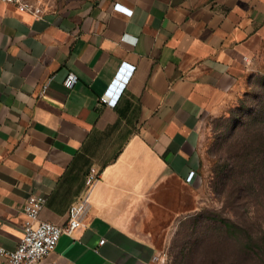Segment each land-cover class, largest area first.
Segmentation results:
<instances>
[{
  "label": "crops",
  "instance_id": "0c3cea01",
  "mask_svg": "<svg viewBox=\"0 0 264 264\" xmlns=\"http://www.w3.org/2000/svg\"><path fill=\"white\" fill-rule=\"evenodd\" d=\"M21 2L39 13L0 1V247L18 245L31 195L47 199L40 220L64 224L95 167L84 225L40 264H166L195 214L206 123L263 46L264 0Z\"/></svg>",
  "mask_w": 264,
  "mask_h": 264
},
{
  "label": "rangeland",
  "instance_id": "374dc122",
  "mask_svg": "<svg viewBox=\"0 0 264 264\" xmlns=\"http://www.w3.org/2000/svg\"><path fill=\"white\" fill-rule=\"evenodd\" d=\"M254 63L228 111L206 123L195 214L176 223L166 264H264V156L246 159L251 141L264 143V43Z\"/></svg>",
  "mask_w": 264,
  "mask_h": 264
},
{
  "label": "built area",
  "instance_id": "2783aa9c",
  "mask_svg": "<svg viewBox=\"0 0 264 264\" xmlns=\"http://www.w3.org/2000/svg\"><path fill=\"white\" fill-rule=\"evenodd\" d=\"M6 3H19L21 11H39L30 3H22L21 0H0ZM119 9L129 11L120 5ZM79 82V76L74 71H70L64 80L65 87L72 89ZM123 75L115 79V89L118 85H124ZM102 102L114 106L116 103L115 90L108 91L101 98ZM196 171H191L187 180L193 181ZM101 178V171L95 167L91 168L87 177V190L85 195L73 204L68 213L67 221L64 224H56L49 221L40 220V214L45 206L47 199L42 195H31L26 202L23 211L25 222L23 235L18 245L13 249L0 247V255L3 257V264H40L57 247L63 234L73 235L76 230L84 225V221L91 205V193ZM101 240L100 244H104Z\"/></svg>",
  "mask_w": 264,
  "mask_h": 264
},
{
  "label": "trees",
  "instance_id": "16d2710c",
  "mask_svg": "<svg viewBox=\"0 0 264 264\" xmlns=\"http://www.w3.org/2000/svg\"><path fill=\"white\" fill-rule=\"evenodd\" d=\"M254 130H256V127H253ZM256 140L258 141V139L256 138ZM256 141V142H257ZM255 141H251V143L249 144V152H248V155L246 157L247 161L252 157V156H256V157H260L263 159V154H264V143L262 142H258L256 143ZM242 148V147H241ZM258 153V155H257ZM255 159L256 158H253L252 160H249L248 163L249 164H253L255 163ZM264 160V159H263ZM191 219V218H190ZM188 220V219H187Z\"/></svg>",
  "mask_w": 264,
  "mask_h": 264
}]
</instances>
